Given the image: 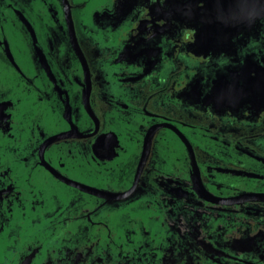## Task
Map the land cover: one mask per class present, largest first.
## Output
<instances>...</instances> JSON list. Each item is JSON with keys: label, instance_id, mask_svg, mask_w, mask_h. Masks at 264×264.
I'll list each match as a JSON object with an SVG mask.
<instances>
[{"label": "flooded vegetation", "instance_id": "1", "mask_svg": "<svg viewBox=\"0 0 264 264\" xmlns=\"http://www.w3.org/2000/svg\"><path fill=\"white\" fill-rule=\"evenodd\" d=\"M0 264H264V0H0Z\"/></svg>", "mask_w": 264, "mask_h": 264}, {"label": "clouds", "instance_id": "2", "mask_svg": "<svg viewBox=\"0 0 264 264\" xmlns=\"http://www.w3.org/2000/svg\"><path fill=\"white\" fill-rule=\"evenodd\" d=\"M189 32L193 34V38H194L196 33L194 30H191V29H185L183 32V35H185L186 33H189ZM221 61H228V59L225 57H221L219 60H217V64L221 67H224L229 63V61H228V63L221 64Z\"/></svg>", "mask_w": 264, "mask_h": 264}]
</instances>
